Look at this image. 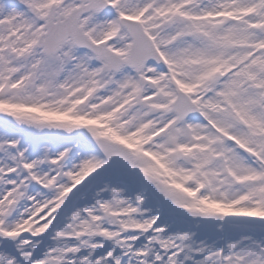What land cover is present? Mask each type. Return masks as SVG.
<instances>
[{"label": "snow or ice", "instance_id": "1", "mask_svg": "<svg viewBox=\"0 0 264 264\" xmlns=\"http://www.w3.org/2000/svg\"><path fill=\"white\" fill-rule=\"evenodd\" d=\"M0 264H264V0H0Z\"/></svg>", "mask_w": 264, "mask_h": 264}]
</instances>
